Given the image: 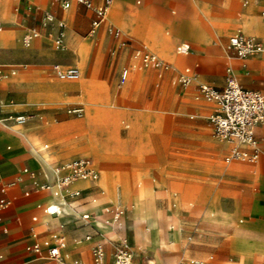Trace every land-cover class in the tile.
Segmentation results:
<instances>
[{
	"label": "crops",
	"instance_id": "crops-1",
	"mask_svg": "<svg viewBox=\"0 0 264 264\" xmlns=\"http://www.w3.org/2000/svg\"><path fill=\"white\" fill-rule=\"evenodd\" d=\"M37 1L42 2L43 0ZM92 2L95 6H102L105 0H92ZM0 5L4 12L13 5L16 7L17 14L20 11L24 14L42 13L40 7L32 9L34 5L31 4L30 0H0ZM49 6L56 10L58 7L63 9L55 0L49 2ZM260 7H264V0H252L251 6L247 8L240 7L239 0H113L108 8L105 22L97 30L95 36L106 25L108 17L110 22H115L125 32L129 33L134 43L128 45L127 49L120 51L122 46L114 40L115 44L111 48L118 46L116 51L117 53L120 51L118 59H112L113 62L106 59L102 68L99 61L93 59L91 65L85 69V80L92 82L101 72L105 80L108 78V84L112 87L113 80L116 77V81L118 80L122 68L126 66L124 64L129 61V50L132 54L133 50L139 47L142 48L143 53H151L159 57L158 53L162 54L166 44L173 45L175 42H180L177 46V52L187 56L188 61L178 75L179 78L182 75H188L193 82L178 96L184 95L185 97L188 95L195 101L193 97L195 84L201 78L217 83L216 80H213L214 77L217 76L222 79L226 74L223 65L229 63H231L230 68L235 78L243 87L264 93V52L241 59L230 47L235 57L232 58L231 62H228L229 56L225 49L210 46L213 34L216 31H223V25L232 21L240 23L242 30L237 29V32L231 37L242 33L259 39L264 45V12L260 15ZM70 9L61 11L63 18H65V12ZM118 9H122V15L115 13V10ZM49 11L54 12L57 19L54 9L45 10L43 12L44 17ZM83 11L85 10L83 9ZM89 11L92 12L94 19L95 15L92 10L87 9L85 13L87 14ZM13 29L14 32L20 31V27L17 26ZM31 30L36 29H30L28 32ZM10 31L9 29L8 32ZM150 32L156 35V40L151 41L149 39ZM67 35L70 40L77 39L72 29L67 31ZM90 36H93V33ZM143 42L151 46L154 51ZM3 44L6 43H2L0 39V47L4 46ZM181 45H188L190 47L189 52L180 53L178 47ZM2 48L6 49L5 47ZM22 52L0 50L1 117L29 116L24 125H15L13 122H10V126L0 124V201H11L10 205L0 208V264H54L47 259L38 258L34 252L27 250L29 246L35 243H43L50 239L53 233H62L66 236V247L63 253L67 259L81 260L92 264L93 248L96 244L101 243L106 251L105 264H113L117 248L113 252L109 241L113 236L114 227L120 228L122 226L124 215L120 225L107 223L110 214L106 212V209L120 207L125 210V207L122 204V197L118 195L114 201L108 202L101 217L96 213L95 209L104 203L105 196H102L100 190L95 188L100 179V168L93 157L94 151H98L102 154L100 163L114 161L112 156L106 154L105 142L99 135L100 120L103 112L109 106L98 108L94 103L87 102L88 112L83 120L84 124L81 127V122L76 123V126L81 129L88 126L90 130L87 135L97 139L94 150L91 149V142L87 139L89 156L85 157L93 161L99 173V179L74 182L69 190L79 189L81 196L68 199L65 201L67 204L62 205L61 198L49 191L40 190L38 186L46 183L54 184L56 177L52 170L53 167L66 164L64 162L75 156L76 152L81 153V151L78 150L76 141L59 145L55 143V140L58 139L57 136L39 133L45 124L43 117L30 114L29 111L35 109L28 106V101L35 102L39 99V93L37 91L27 92L26 79L12 78L16 74H19V77L28 76L30 73L38 76L35 67L52 52L43 47L36 48L35 54L29 58ZM62 54L55 53L53 56L62 59L68 58ZM82 56H84L83 52ZM23 60L30 61V73L26 69H19L18 72H15L14 68L8 66L10 64H6ZM57 63L64 67H78L55 61L51 66L53 73L52 67ZM104 71L107 72V77L103 73ZM7 72H15V74L8 79L11 74ZM155 73V71H150L148 74L154 75ZM3 79L8 80L4 81ZM202 84H208L219 89L225 87V85L220 87L210 83ZM202 84H199L198 87ZM114 91L117 92V89L114 88ZM195 102L193 104L195 109H187L184 112L176 103L173 104L171 110L174 113L168 116L167 123L165 114L157 115L158 118L154 125L164 126L166 131H160L158 136H155L154 132H149L148 137H146V141L152 147L164 149V154L160 157L156 156L155 151L147 154L150 155V160L154 165L170 166L175 175L187 178L186 182H188L190 191L195 187H200V195L189 206L188 211L184 210L186 208L181 198L179 199L180 207L175 208L177 215L175 216L171 211H168L167 215L172 216L174 225L173 240L171 241L165 230L162 229L161 237L165 243H162L163 245L157 255L159 263L264 264V153L255 161L234 159L230 162L226 161L228 165L223 166L221 163L225 154L231 152L233 147L239 146L249 152L252 149L219 140L211 135L208 129L211 126L214 130V127L210 121L208 125H205L204 121L198 122L204 127L198 128V123L189 118V113L206 117L211 112L215 113L217 103L203 100ZM75 106L83 107V103L78 102L71 108ZM158 112L164 113L163 110ZM115 113L121 116V112L117 109ZM46 116H50V114ZM148 117L149 115H147ZM133 131L134 129L130 130L129 133L131 134ZM177 132L195 139L194 146L190 151L181 152L179 147H167L171 135ZM256 134L260 147L264 151V123L257 127ZM45 140H54L52 142L55 146L53 149L57 151L64 149L62 153L55 152L56 160L54 161L50 162L47 159L49 154L45 152L50 148L48 143L43 144ZM46 145L47 147H45ZM168 156H172V163L168 161ZM146 175L140 186L147 185L152 190L151 179H153L154 173H147ZM165 182L169 186L168 189L171 194L164 204L169 206L171 199L177 198L176 195L172 194L173 191L178 190L177 185L180 184L182 189H186L187 186L177 182ZM152 184L156 188L155 180H152ZM53 205H58L61 213L57 209L58 212L55 214H49L45 211L46 207ZM82 213H90L94 218L86 223L80 217ZM167 215L163 216L161 220L162 226L167 220L165 219ZM97 219L110 224L111 230H107L108 228H104L107 231L100 229V223L97 222ZM128 223L129 225L131 223L129 218ZM81 236H85V239L87 236H91L90 239H87L91 241L82 243L81 240L79 241ZM123 242L127 241L119 242L118 246ZM171 242L172 248L170 247ZM165 246L172 249L173 252L170 256L164 257L162 255L161 251L164 250ZM133 257L136 264L150 263L139 262L134 256V252Z\"/></svg>",
	"mask_w": 264,
	"mask_h": 264
},
{
	"label": "rangeland",
	"instance_id": "rangeland-1",
	"mask_svg": "<svg viewBox=\"0 0 264 264\" xmlns=\"http://www.w3.org/2000/svg\"><path fill=\"white\" fill-rule=\"evenodd\" d=\"M30 1L31 4L34 5L32 9L34 10V7H40L42 13L34 14L32 12L30 14H24L20 11V13L17 14L16 7L13 5L4 12L0 5V24L3 26L2 31H0V39L2 43L4 42L7 44H3L4 46H2L6 49L0 47V50H10L12 52L17 50V53L23 51L22 53L29 58L35 54L36 48L43 47L45 50H50L52 54H48V57L35 67L37 70L35 72L41 78L34 73H30L31 64L28 60L6 63L10 64L8 66L14 68L15 72H18L19 69H26L30 73L28 76L24 77H19V74H16L12 79H26L27 84L25 87L27 92L37 91L39 93V99L35 102L28 101V106L35 109L30 110V114L43 117L45 124L40 129V134L57 136L58 139L55 140V143L59 145L76 141L78 150L81 151V153L76 152L75 156L64 163L77 157L89 156V152L87 151V138L94 140V143H96L97 139L95 140L93 136L87 135L90 130L88 126H85L83 129L76 126V123L82 122L85 119L88 112L87 102L94 103L98 108L109 106L103 112L100 120L99 135L105 142L104 150L106 154L112 156L114 161L110 163L96 162L100 168V179L97 182L98 186L95 188L100 190L101 195L105 196V200L95 211H97L96 213L101 217L103 215V209L108 205V202L114 201L115 197L118 195L121 196L123 200L122 204L125 207L124 217L122 226H120V228L114 227L113 236L109 241L113 249L112 251L115 252L119 242L126 240L130 244L134 256L139 262L160 264L157 255L165 242L159 244L155 241L154 228L149 225V222L152 224L151 220H139L132 216L130 202L127 198L129 195L128 193L125 194V191H134L138 188H143L145 185L140 186V183L145 180L146 174L154 173L153 179H150L154 199L160 212L159 224L172 241L174 225L172 216L167 215L169 213L168 211H171L175 216L177 215V213H175V208L180 207V198L184 201L186 208L184 210L188 211L189 206L193 204L200 195V187H195L190 191L188 182H186L187 178L175 175L170 166L154 165L150 160V155L147 154L151 151H155L156 156L160 157L164 154V149L161 147H152L146 141V137H148L149 132H154L155 136H158L160 131H166L164 126L162 127L161 125L154 124L159 114H165L167 117L165 121L166 123L168 122V116L174 113L171 110L173 104L176 103L181 111L184 112L187 109H195L193 105L196 103L195 101L203 100L205 102H211L200 94L198 89L199 84L210 83L220 87L226 85L228 78L227 70L231 67V63L223 65L226 74L222 79L217 76L214 77L213 80H216L217 83H213L212 80L201 78L200 81L195 84L193 94L195 101L188 95L185 97L184 95L178 96L193 82L191 81L189 84L183 85L178 79L179 72L188 61L186 59L187 56L180 55L177 52V46L180 42H175L173 45L168 43L163 48L162 54L158 53L159 57L162 59L159 58L162 62L160 66L145 65L141 59L143 53L142 48H135L132 54L131 50H129V61L124 64L126 66L122 68L118 80L116 81L117 77L113 80L112 87L108 84V78L105 80L101 72L97 75L95 80L93 79L92 82H87L85 80V69L91 65L93 59H96L97 62L99 61L101 68L104 66L106 59H109L110 62L114 58L118 59L120 51L127 49L126 47H129L128 45L134 43L129 33L125 32L123 28L115 22H110L107 17L106 25L98 34L96 36H90L93 14L91 11L86 14L85 11L87 8L79 7L74 3L73 7L65 12V18H63L61 11L65 10L60 7L56 10L49 6V2L53 0H43L42 2H38L37 0ZM239 4L240 7L247 8L251 6L252 0H239ZM47 9H54L57 15L55 23H46L43 12ZM83 9L85 11H83ZM262 12H264V7H260V15H262ZM115 13L122 15V9L115 10ZM60 23H63V25L59 26ZM15 26L20 27V31L14 32L13 28ZM223 26V31H216L213 34L214 36L210 46L225 49V52L229 56L228 62H231L232 58L235 56L229 45L230 37L237 32V29L242 30V25L232 21ZM117 28H119V36L111 33V30L114 31ZM246 28L245 24V29ZM9 29L11 30L10 32H8ZM30 29H36L39 34L31 46L26 47L23 45L22 38ZM70 29L75 32L77 39H69L67 31ZM58 36H62L63 39V46L60 48L56 45ZM155 36V34L149 33V39L151 41L156 40L157 37ZM114 40L118 41L119 45L122 46L119 53L116 52L118 46L111 48L115 44ZM96 41L98 42L96 43ZM143 43L148 45L145 42ZM148 47L151 48L149 45ZM151 50L153 49L151 48ZM82 52L84 56H82ZM55 53H63L62 55L68 56V58L62 59L55 57L53 56ZM55 61L78 66L82 71L79 81L73 83L61 81L62 79L60 80L51 70V66ZM126 68H128L129 74L126 82L121 84V74ZM150 71H155L156 73L154 75H149L148 73ZM15 72H7L11 74L8 79H10ZM103 73H105L107 77V72L104 71ZM8 79L3 80L6 81ZM114 88L117 89V92L114 91ZM78 102L83 103L84 111L82 116L69 111L71 106ZM116 109L121 112V116L115 113ZM159 110H163L164 113L158 112ZM47 114H50V116H46ZM212 114L213 112L204 117L196 113H189V118L196 123L204 121L206 123L205 125H208ZM147 115H149L148 118ZM197 126L198 128L203 127V125L199 123ZM133 129L134 131L130 134L129 131ZM208 130L211 135L222 140L215 134L211 126ZM194 140V138H190L188 135L177 132L171 135L167 147H179L181 152L190 151L194 146ZM53 141H43V144H49L50 149L45 153L49 154L47 159L50 162L56 160L55 152L57 150L53 149L55 147L52 143ZM35 142L38 143V141ZM63 151L64 149H59L57 153H62ZM229 153L230 151L225 154L222 160L221 164L223 166L228 165L225 159ZM168 157V161L172 163V156ZM152 180H155L156 188L154 184H152ZM165 181L169 183L177 182L187 186L186 189H182L181 186H179L180 184L177 185L178 190L172 192L177 198L171 199L169 206L164 204L169 194H171L169 193V186ZM159 183H161V185H158ZM96 204H98V202H96ZM165 215H167L165 217L167 220L162 226L161 220ZM128 218L131 222L130 225L128 223ZM97 222L100 223L99 228L103 231L111 230L110 224H106L100 219H97ZM82 223L81 221V224ZM175 224L177 228V222ZM104 228L108 229L105 230ZM80 240L82 243L91 241L85 239V236H81L79 241ZM170 247H173L172 242ZM171 248L165 246L164 250L161 251L162 255L164 257L170 256L173 252Z\"/></svg>",
	"mask_w": 264,
	"mask_h": 264
},
{
	"label": "built area",
	"instance_id": "built-area-1",
	"mask_svg": "<svg viewBox=\"0 0 264 264\" xmlns=\"http://www.w3.org/2000/svg\"><path fill=\"white\" fill-rule=\"evenodd\" d=\"M63 9H70L73 3H77L90 9L94 13L92 21L91 33L96 30L105 21L108 8L111 6L113 0H105L104 5L95 6L92 0H55ZM45 21L47 24L56 22L54 12L49 11L45 14ZM60 23L59 26H62ZM3 26L0 24V31ZM111 33L116 36L120 35L118 29ZM36 30H31L23 37V45L30 47L36 37H38ZM58 48L63 46L62 36L56 39ZM230 47L235 51L237 57L244 59L248 56L264 52V45L262 41L255 37L246 36L242 33L236 34L230 38ZM190 47L188 45H181L178 47L180 53H188ZM141 59L145 65H162L158 56L151 53H143ZM53 71L59 79L74 81L81 77V71L78 67L69 66L64 67L61 64H54ZM129 71L125 69L121 75V84L127 80ZM179 82L187 85L191 82V77L182 75ZM200 94L209 101L217 103V109L214 114L210 116V122L214 127L215 134L222 140L238 145L246 146L252 149L247 151L241 149L239 146L232 148L226 161L230 162L234 159L255 161L263 153L260 147L259 139L257 138L256 129L264 123V93L260 91L250 90L243 87L235 78L231 69H228V78L225 87L219 89L208 84H202L199 87ZM70 112L76 115H82L84 108L82 106H75L70 108ZM2 106H0V124L10 126V122L15 125H24L27 123L29 116L18 115L15 117H1ZM47 147V145L45 146ZM53 173L56 177L54 184H41L38 186L40 190L51 192L56 197L67 201L68 199L78 198L81 196V190H69V187L76 181L90 180L96 181L99 179V173L96 170L93 161L87 157L76 158L64 165L54 166ZM11 201L1 200L0 208L10 205ZM49 214H55L58 211L52 209L51 206L45 208ZM106 212L110 214L107 223L120 225L121 219L124 215V210L120 207H109ZM81 219L89 223L94 217L90 213H82ZM36 219V218H34ZM91 236H87L90 239ZM66 247V236L62 233H53L50 239L43 243H35L27 248L32 251L38 258L47 259L54 264H88L81 260H69L63 253ZM92 264H105L106 251L103 244L98 243L94 246ZM113 264H136L133 257L131 247L127 242L121 243L116 250ZM147 264H155L153 262Z\"/></svg>",
	"mask_w": 264,
	"mask_h": 264
},
{
	"label": "bare ground",
	"instance_id": "bare-ground-1",
	"mask_svg": "<svg viewBox=\"0 0 264 264\" xmlns=\"http://www.w3.org/2000/svg\"><path fill=\"white\" fill-rule=\"evenodd\" d=\"M105 20H106V18H105ZM97 30H96V32H97ZM96 32L93 35H95ZM110 71H111V69H110ZM78 80L68 81V82H75ZM236 80H237V78H236ZM62 81H65V80H62ZM82 115H80V116H82ZM83 124L84 123L82 121L81 127ZM87 139H89V138H87ZM89 140L91 142V145H90L91 149H93V150L96 149V144L94 143V140H92V139H89ZM93 157H94L95 162H99L101 157H102V154L98 151H94ZM126 193H128V195H129V197H127V198L130 202V209L132 210V216L136 219H139V220H151L152 224H150V222H149V225H151V227L154 228L155 241L159 244H162L163 243V239L161 237L162 228L160 227V224H159L160 212H159L158 206L156 204V201L154 199V195H153L151 188L146 185L143 188H138L137 190H134V191H125V194ZM60 201L62 202V205L67 204V202H65L63 199H60ZM51 207H52V209H57L58 211L60 210L58 205H53ZM60 207H61V205H60ZM59 212L61 213V211H59ZM149 229H151V228H149Z\"/></svg>",
	"mask_w": 264,
	"mask_h": 264
}]
</instances>
